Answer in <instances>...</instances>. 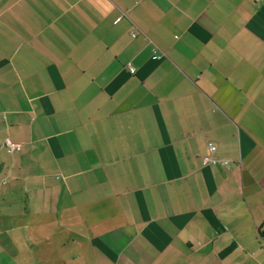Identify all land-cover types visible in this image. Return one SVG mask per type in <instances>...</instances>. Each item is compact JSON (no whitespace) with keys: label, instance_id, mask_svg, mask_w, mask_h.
<instances>
[{"label":"crops","instance_id":"obj_1","mask_svg":"<svg viewBox=\"0 0 264 264\" xmlns=\"http://www.w3.org/2000/svg\"><path fill=\"white\" fill-rule=\"evenodd\" d=\"M0 264H264V0H0Z\"/></svg>","mask_w":264,"mask_h":264},{"label":"built area","instance_id":"obj_2","mask_svg":"<svg viewBox=\"0 0 264 264\" xmlns=\"http://www.w3.org/2000/svg\"><path fill=\"white\" fill-rule=\"evenodd\" d=\"M132 35L134 36V34L132 33ZM129 70L130 72H133V68L129 67ZM4 144L5 146L8 148L9 151H13V150H20L21 149V145L20 144H17L15 142H13L11 139L9 138H6L4 140ZM208 150L209 151H212L214 149V145L209 143L208 145ZM217 161L215 159H213L209 153L205 154L203 157H202V164L203 165H206V164H216Z\"/></svg>","mask_w":264,"mask_h":264}]
</instances>
